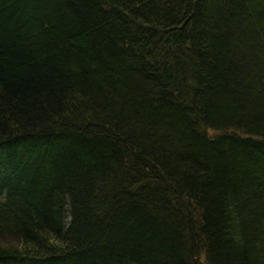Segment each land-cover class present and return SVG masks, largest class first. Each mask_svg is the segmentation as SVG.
<instances>
[{
    "label": "trees",
    "instance_id": "trees-1",
    "mask_svg": "<svg viewBox=\"0 0 264 264\" xmlns=\"http://www.w3.org/2000/svg\"><path fill=\"white\" fill-rule=\"evenodd\" d=\"M0 264H264V0H0Z\"/></svg>",
    "mask_w": 264,
    "mask_h": 264
}]
</instances>
